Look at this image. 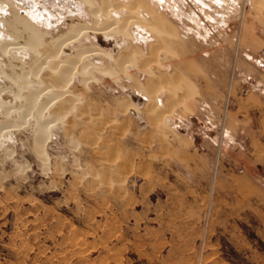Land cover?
<instances>
[{"label": "rangeland", "instance_id": "1", "mask_svg": "<svg viewBox=\"0 0 264 264\" xmlns=\"http://www.w3.org/2000/svg\"><path fill=\"white\" fill-rule=\"evenodd\" d=\"M17 1L35 12L46 43L73 23L89 24L91 5L102 7ZM111 2L118 20L135 22L125 33L84 35L61 56L74 46L106 53L86 59L103 70L76 74L74 109L55 121L47 160L35 147V119L1 141L0 264H264V200L215 184L218 148L192 146L189 137L218 127L179 115L197 107L201 118L222 121L244 88L264 92V50L248 53L264 38V0ZM120 55L126 72L115 63ZM54 76L45 70L39 79ZM226 155L242 166L239 176L264 177L250 157Z\"/></svg>", "mask_w": 264, "mask_h": 264}, {"label": "bare ground", "instance_id": "2", "mask_svg": "<svg viewBox=\"0 0 264 264\" xmlns=\"http://www.w3.org/2000/svg\"><path fill=\"white\" fill-rule=\"evenodd\" d=\"M78 1L88 2V0ZM21 5L22 2L17 0H0V63L3 66V68L0 66V107L3 115V119L0 120V144L4 136L26 128L29 121L35 119L37 121L35 147L43 160H47L46 145L51 141V129L55 126V121L58 118L59 121L61 120L60 114L69 113L74 109L77 94L73 93L71 85L76 74L85 73L89 67L98 72L103 70V67L88 63L86 59L106 53L94 47L83 49L74 46L71 56L66 59H62L61 56L69 46L75 45L84 35H104L114 31L125 33L130 24L135 22V17L130 19L123 17L118 20L113 13L118 5L111 0H101L102 7L97 8L92 5L89 7L88 13L91 16L89 24L73 23L68 33L46 43L45 32L41 30L40 23L36 20L35 12L30 11V17L28 16L30 13L28 14L26 8H22ZM101 16L105 18V22L100 19ZM26 54L34 57L29 65L25 63ZM124 57L120 55L114 58L118 69L122 72H126L128 65V59ZM45 70L53 71L56 76L40 80L39 74ZM36 84L40 86L39 90L35 89ZM7 94L14 95L16 102L11 104L5 102L3 98ZM43 98L45 100L41 102ZM53 106L56 109L51 110L50 107ZM48 109H50V118L46 115ZM14 112L20 113V119L13 117Z\"/></svg>", "mask_w": 264, "mask_h": 264}, {"label": "crops", "instance_id": "3", "mask_svg": "<svg viewBox=\"0 0 264 264\" xmlns=\"http://www.w3.org/2000/svg\"><path fill=\"white\" fill-rule=\"evenodd\" d=\"M253 24L255 25L254 22ZM258 38V41L253 45L254 49L248 50L250 55L259 54L264 50L262 49L264 38L261 36ZM260 71L259 68V73ZM253 72L257 73V69L253 68ZM228 110L224 120L221 121V114H219L216 122L208 118H201L202 115L198 116L199 108L197 107L192 110L196 111L192 116L179 115L189 121L205 122L208 125L216 124L218 127L216 132L208 134L210 128L205 125L204 131L199 129L202 133L200 138L196 137L194 133L193 138L192 135L189 137L192 146L210 151L212 148L214 150L218 148L216 152L220 154L222 160V172L220 177L217 176L213 179L215 184H219L223 189L235 192L243 198L264 200V177L257 179L239 176L236 169L242 168V166L236 165L237 163H233V160L230 163L226 155V153L232 152L250 157L255 161V164L264 169V92H251L246 96L237 95L232 99L231 107L228 106Z\"/></svg>", "mask_w": 264, "mask_h": 264}, {"label": "built area", "instance_id": "4", "mask_svg": "<svg viewBox=\"0 0 264 264\" xmlns=\"http://www.w3.org/2000/svg\"><path fill=\"white\" fill-rule=\"evenodd\" d=\"M249 93H250V89L249 88H244L242 90V95H244V96L248 95Z\"/></svg>", "mask_w": 264, "mask_h": 264}]
</instances>
